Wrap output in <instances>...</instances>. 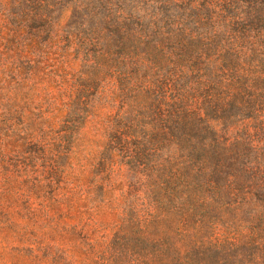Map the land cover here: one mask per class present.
<instances>
[{"label":"trees","instance_id":"trees-1","mask_svg":"<svg viewBox=\"0 0 264 264\" xmlns=\"http://www.w3.org/2000/svg\"><path fill=\"white\" fill-rule=\"evenodd\" d=\"M65 10L63 53L80 70L50 113L27 116L10 96L40 72L24 53L58 45ZM0 11L13 60L0 86V145L16 148L6 175L51 190L52 231L71 236L81 264H264V0H9ZM108 101L117 111L76 191L73 153Z\"/></svg>","mask_w":264,"mask_h":264},{"label":"rangeland","instance_id":"rangeland-1","mask_svg":"<svg viewBox=\"0 0 264 264\" xmlns=\"http://www.w3.org/2000/svg\"><path fill=\"white\" fill-rule=\"evenodd\" d=\"M8 1L0 0V9ZM71 14V10H65L58 18V45L43 49L37 55L30 51L24 53L28 58L40 59V72L32 78H25L22 85L16 81L17 88L10 96L23 106L27 116L50 113L51 102L55 99L60 102L62 94L69 93L71 75L80 70V61L74 59L70 52L67 56L63 53L67 49V42L62 38L63 29ZM2 22L0 11V29ZM11 54L5 50L0 38V86H5L10 81L7 74L13 61L8 59ZM50 71L54 73L50 74ZM104 96H107L106 92ZM116 111L117 103L108 101L98 104L94 115L83 128L81 139L73 153V172H70L76 191H80L81 186L88 184L93 177V164L106 140L104 118ZM15 149L13 145H0V153L8 154L0 157V264H81L76 242L70 240L71 236L62 240L59 234L52 231V226L56 225L52 219H57L58 213L55 209V195L51 190L38 184L32 191L19 190L20 185L15 184V178L7 177L5 168H8L7 163L14 157ZM49 245L65 251L60 261L54 260L56 254L45 257V248ZM36 254L43 255L44 259L36 258Z\"/></svg>","mask_w":264,"mask_h":264}]
</instances>
